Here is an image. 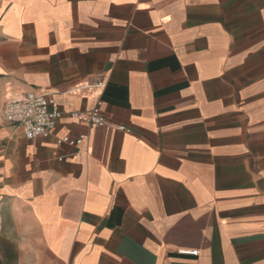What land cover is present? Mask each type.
I'll return each instance as SVG.
<instances>
[{
    "label": "crops",
    "instance_id": "obj_1",
    "mask_svg": "<svg viewBox=\"0 0 264 264\" xmlns=\"http://www.w3.org/2000/svg\"><path fill=\"white\" fill-rule=\"evenodd\" d=\"M0 264H264V0H0Z\"/></svg>",
    "mask_w": 264,
    "mask_h": 264
},
{
    "label": "built area",
    "instance_id": "obj_2",
    "mask_svg": "<svg viewBox=\"0 0 264 264\" xmlns=\"http://www.w3.org/2000/svg\"><path fill=\"white\" fill-rule=\"evenodd\" d=\"M95 85L102 86L103 82L98 80ZM62 114L59 104L52 96L33 90L27 91L19 98L7 100L2 107L3 119L20 125L27 139L48 137ZM69 116L90 126H96L102 122L101 101H97L87 112L70 111ZM120 129L127 130L123 126ZM83 140L84 136L81 134L77 137L63 135L56 139V143L75 147L81 145ZM178 253L197 255L198 251L180 249Z\"/></svg>",
    "mask_w": 264,
    "mask_h": 264
}]
</instances>
